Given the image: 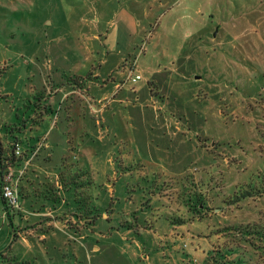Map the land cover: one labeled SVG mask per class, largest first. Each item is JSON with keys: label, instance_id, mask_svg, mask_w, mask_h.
Wrapping results in <instances>:
<instances>
[{"label": "rangeland", "instance_id": "374dc122", "mask_svg": "<svg viewBox=\"0 0 264 264\" xmlns=\"http://www.w3.org/2000/svg\"><path fill=\"white\" fill-rule=\"evenodd\" d=\"M153 3L158 7L155 6L154 11L162 13L154 14L145 7L146 14L140 18V43L133 49L132 59L123 56V61L141 58V64L146 61L149 68L157 61L156 70L158 67L163 71L184 62L182 72L192 80L190 95L183 98L184 110L177 106L182 99H170L166 90L159 88L160 92H156L152 87L151 92L155 95L157 111L159 104L169 109L175 106L170 109L166 122L169 141H176L177 145L184 141L189 147L186 157L190 161L178 175H171L158 184V171L154 172V167L143 162L137 152V137H133L135 145L128 140L131 135L123 130L95 129L80 142L72 140V144L70 141L66 150L70 162L78 166L73 169L86 171L92 181L83 189L85 195L75 196L71 187L65 188L60 179V174L65 172L63 160L47 168L43 165L45 161L36 160L47 145L46 139H40L37 134L44 123L28 122L23 128L26 119L39 116L40 106L46 108L41 115L50 116V106L38 99H23L20 106L18 103L13 107L15 114L21 111L20 116L17 114L20 119L13 125L6 124L1 138L5 140V147L13 149L16 159H21L8 165L18 179V209L20 201L27 198L28 189L33 198L65 206L76 204L74 213L84 218L75 216L78 219L75 221L71 215L66 216L65 219L72 222L70 229L75 237H90L94 242L90 245L100 249L92 259L82 258L79 264H108V251L116 264V248L124 250L125 245L130 246L126 250L139 254L134 258L137 263L147 264L150 262L147 251H138L131 242H141V231L153 229V224H157L155 231H158L159 223L172 233L170 245L164 240L153 248L162 254L161 264H231L240 252L225 251L224 246L234 238L233 231L226 229L253 226L261 221L264 224V196L241 199L238 195L253 184L264 187V0H176L174 5L171 0H153ZM153 3L147 6L154 7ZM99 4L100 0H0V27L6 25L9 30L16 27L15 33H9L8 37L31 38L34 44L31 52L0 45V79L7 75L6 86L14 83L7 61H86V50L80 49L84 45L81 43L78 50L73 48L76 39L83 40L78 32L84 26L77 25L76 20L83 11L90 12L88 17L92 18ZM43 20L47 29L41 25ZM23 28L29 31L24 33ZM3 35L5 32L0 33L2 41L5 40ZM35 47L37 50L32 51ZM35 51L38 54L34 57ZM108 52H103L102 57ZM109 55L110 61L114 59V50ZM194 76L199 78L195 80ZM174 79L179 80L177 76ZM72 80L68 79V84L74 81L77 88L78 81ZM2 92L0 102L5 104L10 96ZM95 115L87 120L103 121L97 113ZM162 131L164 135L159 139L151 135H158L154 128L147 133L144 131V135L146 133L145 138L155 144L156 140L169 139L164 138L166 127ZM36 141L27 149L22 146ZM17 143L21 146L18 157L14 152ZM109 144L110 151L106 148ZM121 154L130 161L121 159ZM35 161L43 167L36 166ZM123 166L128 169L124 170ZM91 217L96 218L93 224ZM19 226L23 231V222ZM73 245L74 241L66 248L70 251ZM85 250L86 256H90V246ZM50 254L53 257L52 253H45V262L60 261L58 257L48 259ZM246 257L251 258V255ZM62 260L63 264L67 261Z\"/></svg>", "mask_w": 264, "mask_h": 264}, {"label": "crops", "instance_id": "0c3cea01", "mask_svg": "<svg viewBox=\"0 0 264 264\" xmlns=\"http://www.w3.org/2000/svg\"><path fill=\"white\" fill-rule=\"evenodd\" d=\"M87 1L91 2L92 0ZM175 1L171 0L173 5ZM152 3L153 0H100L99 8L95 7L92 18L88 17L90 12L83 11L76 20L77 25L84 26L81 28L82 31L78 32L83 40L79 42L80 39H76L73 48L78 50L77 48L82 43L84 47L80 49L86 50L84 52L86 61H7L9 75L14 79V83L11 86H6L5 82L9 79L7 75L0 79L2 82L0 92L4 91L3 95L10 96V100L5 104L0 102V138L4 137L6 124L13 125L20 119L18 115L20 116L21 111L17 113L18 115L15 114L13 109L15 104L19 103L20 106L21 100L32 99L37 96V93H40L43 96L41 103L50 106L52 112L50 116H44L45 121L41 123L44 124L40 130H37L40 139H46L47 145L36 160L45 161L43 165L46 168L60 164L62 159L67 156L66 150L70 141L72 144L76 143V140L80 142L85 134L92 135L91 131H95V129L108 128L123 130L125 134H130L131 138L129 136L128 140L135 145L137 144L134 139L137 137L139 141L137 152L144 159L143 162H148L154 167L152 168L154 172L158 171L156 173L160 175L158 184L169 179L171 175H178L186 167V162L190 161V158L186 157L189 147L184 141H181L182 143L179 145L176 141H169V128H167L166 122L169 118L168 114L171 112L170 109L175 106H170L169 109L168 106L161 107L159 104V111H157L154 105L155 95L152 94L151 89L154 87L156 92H160L159 88H162L169 92L167 94L171 96L170 99H182L177 106L184 110L185 100L183 98L190 95L192 85V80L185 71L182 72L184 62L177 67L169 66L171 70L163 71L158 67L156 70L157 61L151 63L153 68H149L146 61L141 64V58H137V61H123L125 58L123 56L132 59L133 49L135 50V46L137 47L140 43L141 37L138 35L141 32L140 18L146 14L144 13L145 7L153 10L154 14L160 12L159 10L154 11L156 6L154 3V7L147 6ZM156 9H158L157 6ZM41 25L45 29L48 28L44 20ZM5 26L0 27V33L5 32V35L2 36L5 37V40L0 39V45L31 52L34 47L33 40H30L31 38L29 40L10 38V36L8 37L9 33L10 35L15 33L16 27L9 30ZM21 31L26 33L29 30L23 28ZM38 32L39 30L35 34ZM34 50H37V47L32 51ZM112 50L115 55L114 59L110 61L109 52ZM105 51L109 52L105 57H102ZM36 53L38 54L35 51L34 57L37 55ZM95 54L99 57L97 58ZM145 71L149 73V77L145 76ZM136 74H140L142 79L133 82L130 79ZM174 76H177L179 80L176 81ZM70 78L78 81L77 88L74 87L73 80L72 84H68L67 80ZM198 78L194 76L195 80ZM139 82H144L147 85ZM176 96H182V98H176ZM101 102L103 104H100ZM167 103L165 101V104ZM96 106L99 108L97 109ZM96 113L103 121L87 120ZM148 124L152 127H149ZM171 125L172 123L169 127ZM164 127L167 129L164 138H169L164 142L156 140V143L152 144L153 140L150 142L145 138L147 131H151L153 128L158 130L157 136L151 134L153 137L156 139L163 137L161 134L164 135V131H162ZM1 142L5 147L4 138L1 139ZM37 142L34 144L29 142L28 145H25L26 148L24 144L22 146L27 149ZM84 144H86V140ZM106 148L110 151L111 144ZM121 155V159L130 161L124 154ZM85 157L87 158V156ZM87 160L89 159L87 158ZM35 162L37 166L38 163ZM43 165L38 166L42 168ZM169 172H173V174ZM26 193L28 196L22 202L20 201L19 209L17 207L4 210L0 201V226H2L0 264H48L44 261L45 253L48 252L53 254V257L50 254L48 259L52 260L58 257L60 260L58 262L54 260L53 264H63L62 259H67L64 264H79L80 259L87 260V257L92 259L93 255L100 252L99 248L90 245V243H94L90 237H75V233L70 229L69 225L72 222L65 217L71 215L72 220L73 218L75 221L78 220L75 218L77 214L74 213L77 208L76 204L72 202L66 206L59 205L56 202L33 198L29 189ZM16 222H18L17 226ZM21 222L24 225L23 231L19 226ZM153 225V229L141 231V242L132 240L131 244L140 252L147 251L150 260L147 264H161L162 254L160 255V252L153 248L157 242L162 243L164 240L167 241V245H170L172 233L161 228L160 223L158 228L160 227L161 230L155 231L157 224ZM122 240H124L123 237ZM72 241L75 242V245L69 247V251L66 246ZM81 242H85V245H82ZM86 246H90L88 251L90 256H86ZM122 247L124 250L116 248L114 253L116 264H139L134 259L139 257V254L126 250L130 246ZM106 257H108V264H113L111 252L108 251ZM152 259H154L153 262H151Z\"/></svg>", "mask_w": 264, "mask_h": 264}, {"label": "trees", "instance_id": "16d2710c", "mask_svg": "<svg viewBox=\"0 0 264 264\" xmlns=\"http://www.w3.org/2000/svg\"><path fill=\"white\" fill-rule=\"evenodd\" d=\"M40 93H37V96L33 97V100L41 101L43 96ZM29 100V99H25ZM37 111L39 112V116H33L29 119H26L24 121L25 125H23V128H26V124L28 122L31 123H37L36 125H40L44 120V115H41V111L46 110L45 107H38ZM34 123V124H35ZM11 131V130H10ZM12 132V131H11ZM12 139V137H10ZM21 159H16L13 153V149L8 147H4L1 138H0V184L1 179L4 174L5 169L8 167V165L12 163H16L17 161H20ZM63 168L65 169V172L60 174V179L64 184L65 188H70L72 191H74L75 196L81 197L82 195H85L83 189L87 186L92 184V181L87 176V172H83L75 163H71V159L69 156L64 157L63 159ZM68 161L70 163H68ZM124 170H127L128 168L123 166ZM50 188V191L53 192V187L50 185L48 186ZM79 190V191H78ZM189 193V191H188ZM239 198H250L254 197L255 195L258 196H264V187L261 184V186L257 184L251 185L250 189H245L244 191L238 192ZM0 201L2 206L4 207V210H8L10 205L0 196ZM201 204L198 203V207H200ZM81 216L84 218L83 215H76ZM86 218V217H85ZM94 220H96L95 217H91L90 223L93 224ZM233 231L231 235L234 237L232 242L230 244H227L224 246V249L226 252L232 253L234 250H237L240 252V256L238 259L233 261L231 264H264V224L261 221V223H256L255 225L247 226V227H241L240 225L236 227V229H226ZM236 248H234V246ZM246 255H251V258H247ZM228 264V263H223Z\"/></svg>", "mask_w": 264, "mask_h": 264}, {"label": "built area", "instance_id": "2783aa9c", "mask_svg": "<svg viewBox=\"0 0 264 264\" xmlns=\"http://www.w3.org/2000/svg\"><path fill=\"white\" fill-rule=\"evenodd\" d=\"M141 79L140 75L133 77V81ZM15 155L18 157L21 155V146L19 143L14 145ZM27 164V162H26ZM0 184V196L10 205L12 208L18 207V190L17 182L18 179L14 174L12 166L5 169Z\"/></svg>", "mask_w": 264, "mask_h": 264}]
</instances>
